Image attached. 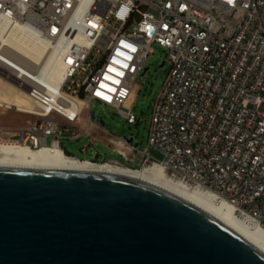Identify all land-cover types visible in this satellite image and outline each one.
<instances>
[{
  "label": "built area",
  "instance_id": "1",
  "mask_svg": "<svg viewBox=\"0 0 264 264\" xmlns=\"http://www.w3.org/2000/svg\"><path fill=\"white\" fill-rule=\"evenodd\" d=\"M0 19L44 40L62 70L55 83L41 77L43 66L8 56L0 63V76L38 109L20 131L0 129V146L123 165L99 162L98 151L95 161L80 160L63 140L88 133L95 102L135 124L137 79L158 45L170 72L154 103L149 148L163 158L139 150L133 136L109 145L130 163L139 153L134 169L161 165L264 231V0H0Z\"/></svg>",
  "mask_w": 264,
  "mask_h": 264
},
{
  "label": "water",
  "instance_id": "2",
  "mask_svg": "<svg viewBox=\"0 0 264 264\" xmlns=\"http://www.w3.org/2000/svg\"><path fill=\"white\" fill-rule=\"evenodd\" d=\"M0 264H264V248L191 197L98 161L0 164Z\"/></svg>",
  "mask_w": 264,
  "mask_h": 264
},
{
  "label": "bare ground",
  "instance_id": "3",
  "mask_svg": "<svg viewBox=\"0 0 264 264\" xmlns=\"http://www.w3.org/2000/svg\"><path fill=\"white\" fill-rule=\"evenodd\" d=\"M50 55L49 47L44 40L29 33L21 25L12 26L8 21L0 19V63H5L4 60L8 59V56L33 68L36 65L43 66L41 77L59 83L62 80V70L52 62ZM6 104L16 107L24 114H33L38 111L28 93L20 91L15 83L0 76V106L5 107ZM0 164L82 169H96L97 166L67 157L59 148L29 149L19 145L0 146ZM98 167L99 170L139 177L179 191L229 221L264 248V231L252 220L239 217L229 202L219 201L213 193L200 187H190L183 181L170 177L161 165L151 164L141 169H134L106 163L98 164Z\"/></svg>",
  "mask_w": 264,
  "mask_h": 264
},
{
  "label": "rangeland",
  "instance_id": "4",
  "mask_svg": "<svg viewBox=\"0 0 264 264\" xmlns=\"http://www.w3.org/2000/svg\"><path fill=\"white\" fill-rule=\"evenodd\" d=\"M166 50L158 45H154V52L148 56L145 68H148L144 75L137 79V99L133 111L136 123L131 124L118 112L116 108L101 105L95 102L92 111L95 112L93 123L88 128V133L83 134L79 140H63V147L67 152L80 160H96V152H99V162L106 160L117 161L131 168L141 166L142 156L135 153L134 163H130L123 156L113 151L110 146V139L126 140L132 136L135 138L134 144L139 150L149 148L150 131L152 125V113L154 103L161 93L170 72V66L166 62ZM145 104L144 108L141 105ZM127 110L126 108H124ZM36 116L24 114L18 110H7L0 106V129L4 133H16L26 126L28 121H33ZM105 122L103 126L101 121ZM93 141L91 144L90 142ZM149 152L157 159H162L163 155L150 147Z\"/></svg>",
  "mask_w": 264,
  "mask_h": 264
},
{
  "label": "snow or ice",
  "instance_id": "5",
  "mask_svg": "<svg viewBox=\"0 0 264 264\" xmlns=\"http://www.w3.org/2000/svg\"><path fill=\"white\" fill-rule=\"evenodd\" d=\"M232 2V0H229V3H231Z\"/></svg>",
  "mask_w": 264,
  "mask_h": 264
}]
</instances>
